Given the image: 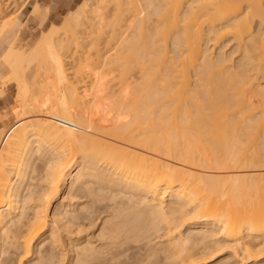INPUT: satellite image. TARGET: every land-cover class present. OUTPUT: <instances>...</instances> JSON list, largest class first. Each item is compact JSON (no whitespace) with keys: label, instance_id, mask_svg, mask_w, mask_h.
Instances as JSON below:
<instances>
[{"label":"bare ground","instance_id":"obj_1","mask_svg":"<svg viewBox=\"0 0 264 264\" xmlns=\"http://www.w3.org/2000/svg\"><path fill=\"white\" fill-rule=\"evenodd\" d=\"M24 5L0 23L21 99L0 131V264H213L228 247L260 264L264 0L86 1L29 53ZM79 40L104 86L70 81L58 51ZM47 57L55 85L26 86Z\"/></svg>","mask_w":264,"mask_h":264},{"label":"rangeland","instance_id":"obj_2","mask_svg":"<svg viewBox=\"0 0 264 264\" xmlns=\"http://www.w3.org/2000/svg\"><path fill=\"white\" fill-rule=\"evenodd\" d=\"M24 1H25V3H24ZM81 1L82 0H80V2ZM86 1L91 2L92 0H83L82 3H85ZM10 3H12L13 5L15 3V5H16L15 8H12L13 5L11 6ZM148 3H149L148 1L144 2L143 5L146 7L148 5ZM23 4H26V0H9V1L8 0H0V6L2 8V10L0 11V23L1 22L2 23L7 22V20H9L12 17V14H13L12 11L17 10V8L18 9L21 8ZM78 6L76 8H78ZM24 7H23L24 9L22 10V12L20 11L18 14L20 23L16 24V26H15L16 28L14 29V35H15L14 46H16L17 48H21L22 51L25 53H29L30 51L33 50V48H35L37 46V43L46 34L53 33L54 34L53 36L55 38L56 37L57 38L63 37V35H64V29H63L64 22H65V19L67 18V15L69 16L71 11L67 12L65 15L63 14V15H56L55 16V15L51 14V12L48 10V8L41 6V8H42V9H40L41 11L44 12L45 10H47V15H46L47 18L44 19L41 15H38L36 18V16L34 14H32L33 13L31 11L32 7H31V4L29 1H28L26 6L24 5ZM150 8L151 7L146 9L145 12L151 11L152 8L151 9ZM33 9H35V7ZM154 17H155V15H154ZM108 18H110V17H108ZM2 23H1V25H2ZM0 28H1V26H0ZM81 36L83 37V34L79 35V37H81ZM83 41H85V40H79V43L77 44L78 46L77 45L75 46V44H74V46L72 45L73 49H71V47L69 46L71 49V50L69 49L70 51H68V49H67L68 47L67 48L65 47L66 50H65V48H63V49H61V51H58V52L60 55H62L61 58H63L62 60H64V62H65V63L64 62L63 63L65 65V67L67 68L66 71L71 72V73L67 72L68 74H70V78H69L70 81L73 78L74 80L72 79V81L75 82L74 85L76 84L77 86H85V85H87V86L91 85L92 86L95 83L94 79H95V77H97V75H95L94 72L89 71L90 65H88L87 62L85 61V57H86L85 52L86 53L88 52L87 55L88 54L90 55V53H91V55L95 56L94 52H96L97 49H93L94 47L96 48L95 45H92L93 48L91 47V44H89V46L88 45L86 46L85 42L83 44ZM83 49H85V51ZM225 50L227 51V49H225ZM43 59L38 60V63H37V61H35V63H32L33 65H31V67L28 68L27 73H26L27 76L25 77L26 78V80H25L26 86H54L55 85V82H50V80L48 79V78L52 79L53 77H55V76H53L54 74H52L50 72V74H52V76H51L52 78H51V77H48L49 73L47 72L48 69L50 70L52 60L49 59L48 57H47V59L45 58L46 60L45 59L43 60ZM42 61H44L43 62L44 65L42 64ZM52 63L54 64V62H52ZM38 64H40V65H38ZM45 64H47V65H45ZM41 67H43V68H41ZM45 68H47V69H45ZM52 68H53V66H52ZM107 77L109 78V75H107ZM52 80H54V79H52ZM53 83H54V85H53ZM96 83L94 84V86H101V84L104 86L105 84H107L106 82H97V80H96ZM25 84L23 83L24 86H25ZM16 86H17V83L14 82L13 80L7 81V79L4 78V79H1V81H0V90H2L1 93H4V94H2V96L0 95V98L2 100L5 98L4 102L3 101L1 102L3 104H0V131L6 125L11 124L14 122V120H16V116H15L12 109H13L14 105L16 106V105L21 104V99L19 98L20 96L18 94L19 90ZM260 89L263 92L264 86H260ZM1 99H0V101H1ZM45 141H47L46 142L47 146L49 143V147H52V148L56 147L59 149L60 148L59 144H62V143L58 142L53 137H45L43 139V143H45ZM42 170H43L42 167L39 166L38 171H37L38 174H37L36 180H35V184H37L38 186L42 185V182H41V178H42L41 176L43 173ZM38 175H40V176H38ZM39 177H40V180H39ZM38 182H39V184H38ZM53 208H54V206H53ZM53 208H52V210H53ZM230 248H231V251H230ZM221 251H222V253L219 252L218 255L211 261L213 264H216L220 260H225V259H226V264H227V262H228V264H253L252 261L243 262L242 260H240L239 257L242 258V256L237 255V254L235 255V253H233L234 250H232V247H228L226 250H221ZM229 257L232 260L231 259L228 260ZM236 262H238V263H236ZM263 262H264V257L261 260H259L258 263L262 264ZM26 263L28 264V260H26Z\"/></svg>","mask_w":264,"mask_h":264},{"label":"crops","instance_id":"obj_3","mask_svg":"<svg viewBox=\"0 0 264 264\" xmlns=\"http://www.w3.org/2000/svg\"><path fill=\"white\" fill-rule=\"evenodd\" d=\"M31 4V11L36 5L48 8L52 15H65L67 12L74 10L79 4L82 3L80 0H26ZM25 8V7H24ZM23 8V9H24Z\"/></svg>","mask_w":264,"mask_h":264}]
</instances>
